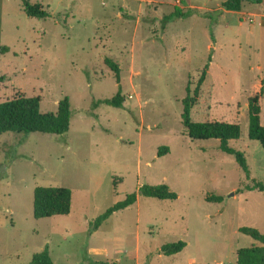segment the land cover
<instances>
[{
	"label": "rangeland",
	"instance_id": "1",
	"mask_svg": "<svg viewBox=\"0 0 264 264\" xmlns=\"http://www.w3.org/2000/svg\"><path fill=\"white\" fill-rule=\"evenodd\" d=\"M32 2L51 16L0 0V44L10 47L0 99L37 96L42 112L56 113L68 96L72 119L61 135L0 134V264H30L46 248L54 264H237L239 249L261 245L241 228L264 233V191L247 190L264 183V147L249 137L253 96L264 125V1L241 11L224 10L225 0ZM107 57L121 69L123 107L99 104L119 92ZM207 63L191 119L240 124L230 145L251 178L219 139L193 140L183 124V100ZM145 184H168L178 199L139 195L93 230ZM37 186L71 189V212L35 218ZM181 240V252H161Z\"/></svg>",
	"mask_w": 264,
	"mask_h": 264
},
{
	"label": "trees",
	"instance_id": "2",
	"mask_svg": "<svg viewBox=\"0 0 264 264\" xmlns=\"http://www.w3.org/2000/svg\"><path fill=\"white\" fill-rule=\"evenodd\" d=\"M24 9L28 16L35 18H47L51 14L42 4L33 3L32 0H22ZM257 2L262 0H225L223 9L227 11H241L246 3ZM222 9V10H223ZM177 16H185L180 8H177ZM219 10V14H222ZM194 13V11H189ZM187 13V14H189ZM186 14V15H187ZM173 16L166 17V20H171ZM213 35V33H212ZM215 41V37L212 36ZM10 51V47L0 44V92L2 83L6 77L1 71L2 57ZM212 56L209 57V62ZM106 64L115 72L117 82L119 84V92L112 98H106L99 101V104H108L115 107H123L125 97L122 94L121 87V69L120 66L112 59L107 57ZM209 63L206 64L202 71L197 87L193 95L188 94L183 100L184 109L182 113L183 124L187 132L193 140L204 139H219L220 149L233 155L240 167L244 170L248 178H251V170L248 160L242 151H239L230 145V141L238 139L241 136V126L238 123L226 121H193L191 119V111L198 102L200 89L206 80ZM262 106L260 97L253 96L249 100V137L253 140H258L264 147V125L261 121ZM72 111L71 103L68 96L59 102L58 111L42 112L41 100L37 96H24L16 94L12 99L2 101L0 99V134L5 132H18L30 134L34 132L50 133V134H65L71 127ZM170 148L163 146L159 149V156L169 153ZM247 190L264 191V183L253 179V184L247 186ZM139 195L146 197L157 198L161 200L178 199V194L172 190L168 184H145L138 191L129 194L125 200L118 202L105 213L99 216L93 223V230L99 229L101 224L107 220L113 213L126 209L138 201ZM209 202H222V195H209ZM73 193L71 189L62 186H37L34 191V217L48 218L57 215L69 214L72 210ZM241 231L261 245H252L250 247L241 248L238 250L237 264H264V233L253 227H242ZM187 246L186 241H178L165 244L161 252L166 255H173L181 252ZM30 264H54L51 253L48 248L34 255Z\"/></svg>",
	"mask_w": 264,
	"mask_h": 264
},
{
	"label": "crops",
	"instance_id": "3",
	"mask_svg": "<svg viewBox=\"0 0 264 264\" xmlns=\"http://www.w3.org/2000/svg\"><path fill=\"white\" fill-rule=\"evenodd\" d=\"M264 1V0H263ZM262 3H264V2H262ZM247 4V3H246Z\"/></svg>",
	"mask_w": 264,
	"mask_h": 264
}]
</instances>
